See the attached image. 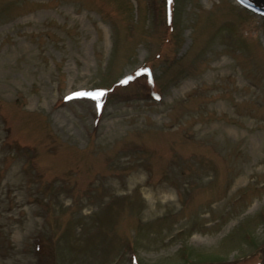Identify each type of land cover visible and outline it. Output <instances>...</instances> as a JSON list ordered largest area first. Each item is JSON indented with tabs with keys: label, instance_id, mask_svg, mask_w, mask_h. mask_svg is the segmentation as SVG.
<instances>
[{
	"label": "rangeland",
	"instance_id": "1",
	"mask_svg": "<svg viewBox=\"0 0 264 264\" xmlns=\"http://www.w3.org/2000/svg\"><path fill=\"white\" fill-rule=\"evenodd\" d=\"M0 264H264V0H0Z\"/></svg>",
	"mask_w": 264,
	"mask_h": 264
},
{
	"label": "bare ground",
	"instance_id": "2",
	"mask_svg": "<svg viewBox=\"0 0 264 264\" xmlns=\"http://www.w3.org/2000/svg\"><path fill=\"white\" fill-rule=\"evenodd\" d=\"M63 117V116H62ZM62 117H61V120H62ZM127 187H131V186H127ZM158 195H159V193H157L155 196H156V199H158L157 197H158ZM154 198V197H153Z\"/></svg>",
	"mask_w": 264,
	"mask_h": 264
},
{
	"label": "snow or ice",
	"instance_id": "3",
	"mask_svg": "<svg viewBox=\"0 0 264 264\" xmlns=\"http://www.w3.org/2000/svg\"><path fill=\"white\" fill-rule=\"evenodd\" d=\"M85 95H88V94H85ZM98 95H103V94L101 93V94H98ZM93 98H98V97H93Z\"/></svg>",
	"mask_w": 264,
	"mask_h": 264
}]
</instances>
